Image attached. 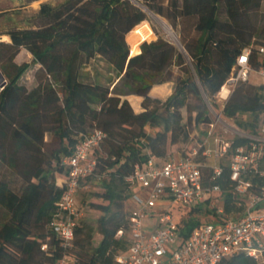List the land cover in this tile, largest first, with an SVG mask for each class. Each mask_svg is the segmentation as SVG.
Returning <instances> with one entry per match:
<instances>
[{"label": "trees", "instance_id": "16d2710c", "mask_svg": "<svg viewBox=\"0 0 264 264\" xmlns=\"http://www.w3.org/2000/svg\"><path fill=\"white\" fill-rule=\"evenodd\" d=\"M142 1L174 29L181 19H193L198 38L181 36L182 52L159 37L131 56L129 39L148 25L142 9L128 0H69L61 10L42 5L43 26L10 31L11 42L0 43V70L8 79L0 94V164L20 182L15 189L0 176V264H56L65 255L70 264H119L115 257L130 245L126 203L135 166L198 146L195 128L213 122L206 98L221 90L245 48L264 45L256 38L264 21L254 16L264 0ZM22 49L32 54V63L15 62ZM96 58L119 74L112 89L83 74ZM32 64L40 65L38 84L29 89L20 80ZM157 75L161 79L154 81ZM168 81L175 83L170 97L150 96L155 84ZM239 86L224 115L252 116L239 127L255 132L264 112V85ZM130 95L143 97L142 112L123 99ZM95 129L106 136L94 152L95 171L80 181L78 193L88 183L101 182L103 191L95 195L102 201L89 206L101 213L97 232L102 239L93 246L95 229L79 219L73 245L65 248L52 228L56 204L66 192L59 179L69 175L63 160L73 155L83 134ZM246 142L236 138L229 156ZM218 183L231 185L228 171ZM77 207L82 213L78 200ZM199 222L190 217L183 235ZM120 230L124 235L117 237ZM219 264L260 263L235 254Z\"/></svg>", "mask_w": 264, "mask_h": 264}, {"label": "built area", "instance_id": "2783aa9c", "mask_svg": "<svg viewBox=\"0 0 264 264\" xmlns=\"http://www.w3.org/2000/svg\"><path fill=\"white\" fill-rule=\"evenodd\" d=\"M128 1L145 8L142 0ZM244 83L264 85V45L247 47L237 58L216 95L222 111L236 87ZM7 85L8 79L0 76V94ZM220 121H224L221 115L206 125L209 136ZM228 126L236 132L231 138H199L198 146L187 153L169 154L162 162L149 158L135 166L128 179L132 184L127 201L130 245L126 253L115 257L117 263L219 264L245 254L264 264V112L255 132ZM105 136L99 129L83 134L73 155L63 160L69 175L59 179L66 192L56 204L52 228L65 248L72 247L82 216L77 207L80 181L94 173V152ZM192 136L198 135L193 132ZM236 138L247 142L229 156ZM225 171L231 182L227 188L218 183ZM192 216L200 222L184 236L185 222ZM123 235L120 230L117 237ZM70 262L72 258L65 255L56 264Z\"/></svg>", "mask_w": 264, "mask_h": 264}, {"label": "rangeland", "instance_id": "374dc122", "mask_svg": "<svg viewBox=\"0 0 264 264\" xmlns=\"http://www.w3.org/2000/svg\"><path fill=\"white\" fill-rule=\"evenodd\" d=\"M69 0H0V39L2 42L0 43H10L11 39L7 36L10 31L18 30V29H28V28H35L37 29L40 26H43L47 19L43 14H40V10L42 5L47 4L51 7L61 10L63 8L68 7ZM167 0H165V5L167 4ZM142 5L146 8H141L147 16L146 22L148 25L144 26L143 28L136 31V33L129 39L132 46L129 44L128 40L127 43L130 46L131 56H134V50L138 48L141 49V45L144 42L151 43L156 41L159 37L165 39L166 41L173 44L176 48L180 50L177 43H174L169 35L165 32L163 25L159 20L164 21L169 26V21L152 12L148 9L145 3L142 1ZM137 7V6H136ZM140 9V8H139ZM158 16V17H157ZM258 21H264V2L262 3L261 10L259 13L254 15ZM179 26L172 30L176 33L178 40L181 43L180 37L186 36L187 39L190 41H195L199 33L194 28V20L193 19H181L178 22ZM8 37L6 40L5 37ZM256 38L259 41L264 42V32L261 33V29L257 31ZM127 39V37H126ZM182 44V43H181ZM33 56L32 54L27 51L26 49H22L19 55L16 57L15 62L18 65L23 63H32ZM38 66L32 64L31 68L22 76L20 83L26 85L29 89L37 86L38 82L36 79V71ZM174 70H177L174 68ZM83 74L93 80H100L104 84L111 85L110 88L112 89L114 84L118 82L119 74L105 61L101 60L100 58H96L91 60L84 68ZM161 79L160 75H157L154 81H159ZM258 86L251 83H246L244 85H240L239 87L243 88L244 90L249 89V87ZM238 87V86H237ZM206 103L208 106L209 116L213 122L217 120L218 116H222L224 121H220L212 136H209V128L206 126L198 125L195 128L194 134L198 135L196 138H208L214 139L215 137L227 139L236 135L235 130H233L228 125H235L237 128L242 130L239 127V122H244L246 120H251L252 116L250 115H240L236 117V119L228 118L224 115V111H222V103L219 101L216 96L212 98H206ZM214 108V111H213ZM216 110V111H215ZM228 128V129H227ZM228 130V133L225 132ZM0 176L6 177L12 184L15 189L19 187L20 182L19 179L16 178L14 175L11 174L10 171L5 169L0 164ZM103 189L101 187V182H91L86 184L78 193L77 200L81 205L82 216L80 218L81 221L91 225L95 229V233L93 236V246H96L102 239L101 235L98 234L97 226H98V219L101 216V213L89 205L90 203L101 202L102 200L96 197V193L102 192ZM128 203H126V209H128ZM179 215V214H178ZM204 220L205 218H201Z\"/></svg>", "mask_w": 264, "mask_h": 264}, {"label": "crops", "instance_id": "0c3cea01", "mask_svg": "<svg viewBox=\"0 0 264 264\" xmlns=\"http://www.w3.org/2000/svg\"><path fill=\"white\" fill-rule=\"evenodd\" d=\"M36 66H38V68L40 67V65H36ZM175 73L176 74L178 73L177 70ZM174 86H175L174 81L155 84L150 91V96L153 98H158L160 100H166L168 97H170L173 94ZM123 99H127L131 103L135 112L139 113L143 111V107H142L143 97L130 95L124 97Z\"/></svg>", "mask_w": 264, "mask_h": 264}, {"label": "bare ground", "instance_id": "6f19581e", "mask_svg": "<svg viewBox=\"0 0 264 264\" xmlns=\"http://www.w3.org/2000/svg\"><path fill=\"white\" fill-rule=\"evenodd\" d=\"M161 22V24L163 25L162 28H164L165 32L169 35V37L171 38V40L174 42V43H178V39L177 37L169 30V28L166 26L165 22L162 21V20H159ZM6 40H8V37L6 36L5 37ZM224 93H225V90H224ZM223 97H226L225 95ZM224 99V98H223Z\"/></svg>", "mask_w": 264, "mask_h": 264}, {"label": "water", "instance_id": "95a60500", "mask_svg": "<svg viewBox=\"0 0 264 264\" xmlns=\"http://www.w3.org/2000/svg\"><path fill=\"white\" fill-rule=\"evenodd\" d=\"M158 17V16H157ZM166 24V23H165ZM166 26L169 28V30L177 37V35H176V33L172 30V27L171 26H169L168 24H166ZM178 39V38H177ZM177 45H178V47L180 48V50L182 51V52H185V50H184V48H183V46H182V44L180 43V41L178 40V43H177ZM0 76L1 77H3V75H2V73L0 72Z\"/></svg>", "mask_w": 264, "mask_h": 264}]
</instances>
